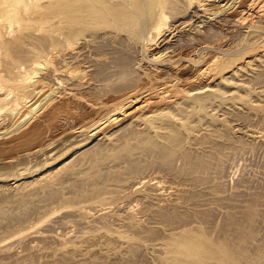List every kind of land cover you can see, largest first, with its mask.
Segmentation results:
<instances>
[{"label":"rangeland","instance_id":"obj_1","mask_svg":"<svg viewBox=\"0 0 264 264\" xmlns=\"http://www.w3.org/2000/svg\"><path fill=\"white\" fill-rule=\"evenodd\" d=\"M24 1L16 24L2 26L5 40L32 20L54 27L1 52V64L21 61L23 75L39 74L47 88L101 103L162 64L149 47L156 0H121L131 10L73 28L63 16L80 0ZM196 2L161 1L172 34L160 49L193 68L213 54L216 78L183 97V111L172 109L181 121L160 120L156 130L119 123L56 163H22L41 170L0 181V264H264V54L250 59L264 47V12L246 9L236 21L209 17ZM182 22L189 26L174 29ZM63 66L69 72L55 71ZM83 105L74 111L84 114Z\"/></svg>","mask_w":264,"mask_h":264},{"label":"bare ground","instance_id":"obj_2","mask_svg":"<svg viewBox=\"0 0 264 264\" xmlns=\"http://www.w3.org/2000/svg\"><path fill=\"white\" fill-rule=\"evenodd\" d=\"M80 1L79 3L76 2L74 6L67 8L65 16H63L64 14L62 15L64 21L67 20V23L72 28L75 26V23L77 25V23L79 24L87 20H95L97 16H108L111 14L110 11L117 8H121L119 10L120 12L122 8L128 11L131 10L130 7L123 5L121 0ZM161 1L162 0H156L157 4L155 3L158 14L157 19H155V24L153 25V30L157 33V39L153 40V38L149 46L153 59L162 62V64H160L161 66L155 65L150 70L151 72H148L149 74L145 73L142 80L138 82L134 88L129 90L124 89L117 94L111 93L114 95L107 96L101 103H92L88 100L86 101L84 98L73 96L70 91L61 92L60 89L57 88L58 86L47 88L44 79L40 77L39 74L23 75V63L21 61L13 59L9 63L4 62L5 64H1L2 60L0 58V169H8V172L4 169L7 174L6 172L4 174H2L3 172L0 173L1 182L18 181L26 174L41 170V168L39 169L38 167L32 170L33 166L21 170L18 166L22 163L36 164V161H44V159L46 160L44 164L50 161L51 163H56L60 156L64 157L68 155L70 151L83 147L92 139L107 137L109 131L119 123L143 121L146 127L156 130L158 126H161L160 122H163L160 120L166 121L168 125L174 123V121H181L182 118H177L176 116H180L174 115L176 111H172V109L177 110V112L183 111V107L179 105L181 99L183 97H189V95H192V92L198 89L200 90L199 85L201 83L211 82L216 78V72L214 71L218 63L212 54L208 55L205 58V63L203 62L204 64L198 68L190 67V65L181 62L180 65H172L171 60L173 57H169V55H166L167 53H164L160 49V47H162L161 45L170 39L172 34V29L166 28L165 30L166 17L161 10ZM196 5L209 17L224 13L228 14L236 21L245 19L246 9L251 11V13L248 11L250 16L264 12V0H197ZM25 10L27 9L24 0H0V55L1 52L9 51V47L14 43L22 44L23 38L30 35L35 29H42L44 31L43 33L51 34L50 29L54 26L49 23L50 26L45 25V23L43 24L42 22L41 24H37L36 20V23L32 20V25H23L24 27L20 25L25 32L22 31V33L20 28L18 31H20L21 34L17 32L18 34L16 33L13 38L5 40V38H8L6 37L5 28L8 25L11 26L9 23H15L18 20L17 16ZM15 19L17 20L15 21ZM99 21L102 20L99 19ZM5 24L7 25L6 27ZM3 25L5 27L4 31L2 28ZM119 25H121V27L115 25V28H119L121 31L128 30L129 27H131V32L133 30L132 28H134L133 25V27L125 26L124 23ZM185 26H189V24L182 22L174 29L183 28ZM63 30L65 32V29ZM57 34L59 33L57 32ZM65 34L67 36V32H65ZM72 34H74L73 36L78 40L76 36L79 35L75 33V31H73ZM67 38H64L66 39L64 42L67 41V43H70L71 41L69 42ZM73 46L71 44H69L68 47L65 46L67 50H69L67 52L76 50ZM254 51L250 59H253V56L257 53L258 55H261V53L264 54V47ZM34 54V56H38L39 52L34 51ZM29 59L27 61H29ZM36 62L41 68L44 67V64H48V61L43 63L41 59H38ZM166 69L170 71L167 75L164 74ZM69 70L68 66L55 68V71L59 73L69 72ZM235 70L238 69L236 68ZM74 103L84 104L86 108L85 113L80 114L75 112L73 109ZM67 121L70 124L69 127L65 126V122ZM60 147H63V149L60 150ZM16 168L19 170H15ZM9 169L12 170L11 173Z\"/></svg>","mask_w":264,"mask_h":264}]
</instances>
